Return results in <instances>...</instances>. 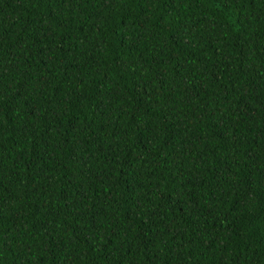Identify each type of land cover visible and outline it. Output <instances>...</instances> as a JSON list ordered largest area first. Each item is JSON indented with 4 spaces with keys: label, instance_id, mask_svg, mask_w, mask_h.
I'll list each match as a JSON object with an SVG mask.
<instances>
[{
    "label": "trees",
    "instance_id": "16d2710c",
    "mask_svg": "<svg viewBox=\"0 0 264 264\" xmlns=\"http://www.w3.org/2000/svg\"><path fill=\"white\" fill-rule=\"evenodd\" d=\"M0 264H264V0H0Z\"/></svg>",
    "mask_w": 264,
    "mask_h": 264
}]
</instances>
